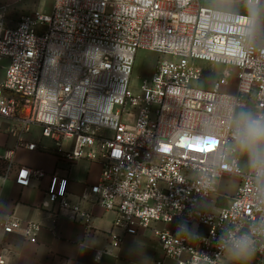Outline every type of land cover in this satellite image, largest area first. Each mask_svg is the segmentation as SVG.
Wrapping results in <instances>:
<instances>
[{"label":"built area","instance_id":"built-area-1","mask_svg":"<svg viewBox=\"0 0 264 264\" xmlns=\"http://www.w3.org/2000/svg\"><path fill=\"white\" fill-rule=\"evenodd\" d=\"M232 2L258 9L263 0H54L13 26L0 7V117L25 131L40 124L70 163L101 162L83 197L115 213L110 248L154 228L164 255L154 264H229L218 244L224 229L264 231V176L243 170L230 123L234 110L264 115V37L257 15L216 7ZM140 50L160 59L134 91ZM67 137L70 150L61 146ZM14 162L15 151L0 155V170L12 172ZM226 174L240 177L236 194L205 210ZM46 176L44 204L89 227L92 212L70 200L58 171L22 165L15 181L26 188ZM2 226L33 242L42 228L14 214ZM254 258L264 264V249Z\"/></svg>","mask_w":264,"mask_h":264},{"label":"crops","instance_id":"crops-1","mask_svg":"<svg viewBox=\"0 0 264 264\" xmlns=\"http://www.w3.org/2000/svg\"><path fill=\"white\" fill-rule=\"evenodd\" d=\"M242 12L257 15L256 32L264 37V0L258 9L245 7ZM24 138L36 142L38 147L28 150L20 140ZM64 150L73 146V138L67 137L61 143ZM56 140L44 137L40 124L31 125L30 131L23 130L18 119L0 117V155L15 151L12 172L0 170V257L4 264H154L164 255L154 228H146L138 235H128L120 248L109 247V234L115 213L99 204L85 199L86 186L99 181L102 164L82 158L70 163L61 157ZM244 171H249L246 156H239ZM28 166L32 170H43L48 174L58 171L69 179V198L73 203L92 212L91 225L88 227L73 220L70 210L60 211L57 204L45 205V190L49 177H33L31 185L23 188L15 181L19 166ZM233 184L228 187V181ZM240 183L237 175L226 174L220 178L217 194L212 201H203L201 206L208 211H216L228 204L236 194ZM14 214L22 220L38 222L42 228L37 241H29L20 233L7 234L2 226L6 215ZM157 228L164 225L157 224ZM102 251L100 260L95 253ZM229 264H234L227 258ZM256 264V260L250 261Z\"/></svg>","mask_w":264,"mask_h":264},{"label":"clouds","instance_id":"clouds-1","mask_svg":"<svg viewBox=\"0 0 264 264\" xmlns=\"http://www.w3.org/2000/svg\"><path fill=\"white\" fill-rule=\"evenodd\" d=\"M233 142L239 156H246L248 166L258 175L264 176V115L250 111H233L231 116ZM257 237L262 239L258 241ZM264 242V231L249 226L243 230L233 226L223 230L218 238L219 249L234 264H250Z\"/></svg>","mask_w":264,"mask_h":264},{"label":"rangeland","instance_id":"rangeland-1","mask_svg":"<svg viewBox=\"0 0 264 264\" xmlns=\"http://www.w3.org/2000/svg\"><path fill=\"white\" fill-rule=\"evenodd\" d=\"M53 1L54 0H0V7H5L8 16V24L13 26L18 23L19 19L24 14L36 11L49 12ZM216 7L232 11H241L242 8H245V6H240L238 2H232L228 5L225 3H217ZM159 59V54L151 51L140 50L137 53L130 83V88L132 90L137 91L141 79L151 76ZM217 69L220 70L221 68ZM3 77L4 70L2 68V63H0V80ZM227 184L228 187H230L233 181L229 180ZM226 205L227 204L224 203L222 204L223 207Z\"/></svg>","mask_w":264,"mask_h":264}]
</instances>
